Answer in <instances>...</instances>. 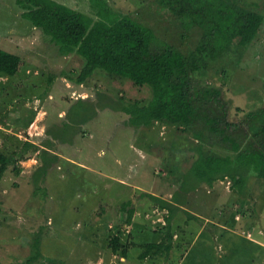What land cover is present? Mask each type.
<instances>
[{
  "label": "rangeland",
  "instance_id": "1",
  "mask_svg": "<svg viewBox=\"0 0 264 264\" xmlns=\"http://www.w3.org/2000/svg\"><path fill=\"white\" fill-rule=\"evenodd\" d=\"M56 1L93 16L90 0ZM107 1L113 10L153 27L188 60L203 58L197 51L202 28L186 26L189 21H181L174 4L189 7V0ZM221 1L264 15V0ZM23 11L18 0H0V49L23 60L14 76L0 75V151L10 154L27 141L45 142V130L64 122L78 98L96 97L99 91L113 97H151L149 87L102 71L84 84L69 80L85 60L74 52L64 55L23 18ZM239 44L221 55H206L207 67L198 74L222 89L228 119L237 123L264 108V23L253 39ZM164 60L180 63L176 54H166ZM127 119L122 112L101 111L74 145L57 143L54 152L60 160L37 183L32 179L41 164L38 151L30 150L27 159L9 165L0 176V264H264V179L248 180L249 198L233 191L228 179L182 194L178 189L200 142L180 126L154 122L135 129L125 126ZM129 144L137 149L128 151ZM211 149L236 156L220 146ZM115 177L136 189L129 191ZM148 193L171 202L175 194L184 204L170 221L175 232L171 251L153 250L142 258L147 243L160 242L169 224L161 199L157 202ZM116 235L122 243L117 252L110 244ZM37 239L40 256L28 262ZM122 248L127 257H121Z\"/></svg>",
  "mask_w": 264,
  "mask_h": 264
},
{
  "label": "trees",
  "instance_id": "2",
  "mask_svg": "<svg viewBox=\"0 0 264 264\" xmlns=\"http://www.w3.org/2000/svg\"><path fill=\"white\" fill-rule=\"evenodd\" d=\"M18 1L24 10L23 18L49 36L63 49L64 55L74 52L85 60L78 75L67 76L69 80L84 84L97 71H102L111 77L130 80L136 86L149 87L151 97L146 100L123 95L113 97L99 91L96 97L78 98L68 109L64 122L45 130L48 136L45 142L39 145L27 141L23 148L10 154L0 151V176L15 160L27 159L32 150L38 151L41 161L32 180L35 183L44 180L60 160V155L54 152L57 143L74 145L75 137L82 133L85 125L92 123L101 111L111 109L128 115L127 127L140 129L154 122L180 126L200 142L194 147L198 156L178 189L182 194L202 184L212 187L217 181L228 179L233 191L243 198L250 197L249 178L264 179V108L249 113L241 123L229 121L228 103L222 89L206 84L198 74L207 67L206 55H221L239 47L242 39H253L264 23L263 14L221 0L199 3L189 0V7L180 1L174 2L178 4L181 21H189L185 22L186 26L195 24L203 30L202 46L197 51L204 54L195 63V59L188 60L181 49L161 39L153 27L113 10L107 0H90L93 16L56 0ZM166 54H176L180 63L173 65L164 60ZM22 61L20 55L0 49V75L14 76ZM92 133L97 137L94 130ZM214 146L232 151L236 156L212 150ZM150 195L154 200L161 199ZM173 199L174 202L156 200L168 210L169 224L164 226L160 242L147 243L142 258L153 250L171 251L175 232L170 221L184 204L175 194ZM110 244L113 251H119L120 236H114ZM40 251L37 239L36 253L28 262L40 256ZM121 251L127 256L126 248Z\"/></svg>",
  "mask_w": 264,
  "mask_h": 264
},
{
  "label": "crops",
  "instance_id": "3",
  "mask_svg": "<svg viewBox=\"0 0 264 264\" xmlns=\"http://www.w3.org/2000/svg\"><path fill=\"white\" fill-rule=\"evenodd\" d=\"M116 147V146H115ZM127 149V148H126ZM130 149H132V150H135V149H137V147L136 146H134V145H132V144H129V149H128V151H131ZM138 150H140V149H138ZM141 151V150H140ZM142 153H144V151H142ZM142 155H145V154H142ZM133 167H135V166H133ZM91 169V168H90ZM116 179L118 178V182L119 183H122V185L121 186H125V185H128V181L127 180H125L124 178H120V177H115ZM251 178V177H250ZM249 178V179H250ZM248 186H249V184H248ZM126 187V186H125ZM129 185L126 187L127 189H129ZM134 189H136V188H130L129 189V191H134ZM132 202H134L133 200H132ZM92 220H93V218H91ZM92 220H90V225L93 223L92 222ZM121 257H127V256H123V255H121Z\"/></svg>",
  "mask_w": 264,
  "mask_h": 264
}]
</instances>
